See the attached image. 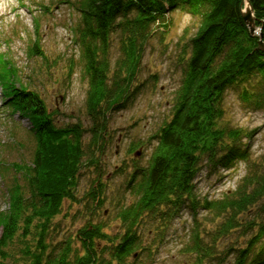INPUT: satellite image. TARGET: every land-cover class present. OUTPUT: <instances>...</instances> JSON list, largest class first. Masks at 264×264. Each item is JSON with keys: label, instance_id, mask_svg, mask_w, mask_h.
<instances>
[{"label": "trees", "instance_id": "16d2710c", "mask_svg": "<svg viewBox=\"0 0 264 264\" xmlns=\"http://www.w3.org/2000/svg\"><path fill=\"white\" fill-rule=\"evenodd\" d=\"M241 1L73 2L80 14L74 32L81 44L83 70L88 77L84 105L91 124L87 127L81 121L55 124L51 110L46 109L36 91L16 81L13 69L4 66L0 58L2 105L28 121L36 141L29 162L13 163L24 184L15 183L10 190L8 210L0 211V246L7 239L12 240L24 218L19 232L20 243L24 244L23 258L15 264H150L151 249L164 241L168 222L183 205L213 212L221 218L217 235H226L240 226L241 213L261 200L264 204V165L255 168L242 140L252 137V133L218 124L229 88L239 90L240 98L254 109L264 108V50L258 44L260 37L250 34L244 22ZM250 2L255 26L262 27L264 41V0ZM176 9L200 16V22L191 36L190 54L172 117L155 136L158 143L149 164L136 168L129 176L135 200L117 210L121 229L109 235L103 231V225L89 221L77 235L80 249L72 248L68 241L50 247L46 237L52 218L62 211L66 201H78L75 191L81 168L86 163L100 169L98 163L107 138L106 114L121 107L128 98L148 38L157 25H168V12ZM117 32H121L123 57L110 74L109 49L112 35ZM36 44L34 38L27 53L39 54ZM254 77L258 80L253 88L250 80ZM86 133L90 135L88 144L84 141ZM238 159L248 165L236 188L224 192L221 198L198 201L192 183L200 162L228 167ZM99 184L88 192L92 201L90 214L103 201ZM147 217L160 222L150 243H146L140 229ZM252 223L257 225V231L237 249L232 264H264V220ZM200 236L197 230L191 244L185 247L187 252L196 253L198 258L216 256Z\"/></svg>", "mask_w": 264, "mask_h": 264}, {"label": "rangeland", "instance_id": "374dc122", "mask_svg": "<svg viewBox=\"0 0 264 264\" xmlns=\"http://www.w3.org/2000/svg\"><path fill=\"white\" fill-rule=\"evenodd\" d=\"M73 2L76 0H0V58L4 66L13 69L16 81L36 91L46 109L51 110L55 124L81 121L87 127L91 124L84 105L88 77L83 70L81 44L74 32L80 14ZM167 17L168 25H157L148 38L128 98L121 107L106 114L107 138L98 163L100 169L84 164L75 191L78 201H66L62 211L52 218V227L46 237L50 247L68 241L72 248L80 249L77 235L89 221L103 225V231L109 235L121 229L117 210L135 200L129 176L136 168L149 164L158 143L155 136L172 117L177 89L190 54L191 36L200 22V16L182 9L169 11ZM120 37L121 32L112 35L110 74L118 68L123 57ZM34 38L39 54L27 53ZM257 80L255 77L250 80L253 88ZM250 85L247 87L251 88ZM2 104L0 95V211H7L11 188L15 183L24 184L13 163L29 162L36 141L28 121L10 113ZM222 109L219 125L239 127L252 133V137L242 140L246 142L250 161H255V168H260L264 165V108L254 109L240 98L239 90L229 88L224 94ZM89 136V133L84 136L86 144ZM247 165L242 159L228 167L201 161L192 183L196 199L200 202L204 198L214 200L234 190L246 173ZM98 183L103 201L90 214L92 201L88 192L93 185L98 187ZM262 202L241 213L240 226L226 235H217L221 218L213 212L201 207L192 210L183 205L178 215L168 222L164 241L151 249L150 264H232L237 249L257 231V225L252 222L264 220ZM20 221L19 231L12 240L7 239L0 246V264L22 262L24 244L20 243L19 232L24 218ZM35 222L39 221L35 219ZM158 225L160 222L150 217L142 220L140 229L146 243L151 242ZM197 230L202 242L210 244L208 247L216 256L198 258L196 253L187 252L185 247L191 244Z\"/></svg>", "mask_w": 264, "mask_h": 264}, {"label": "water", "instance_id": "95a60500", "mask_svg": "<svg viewBox=\"0 0 264 264\" xmlns=\"http://www.w3.org/2000/svg\"><path fill=\"white\" fill-rule=\"evenodd\" d=\"M241 15L244 19L245 24L248 26L250 30V34H256L260 37L259 39V47L264 50V41L262 39V27L255 26V15L254 9L250 2V0H242L241 2Z\"/></svg>", "mask_w": 264, "mask_h": 264}]
</instances>
